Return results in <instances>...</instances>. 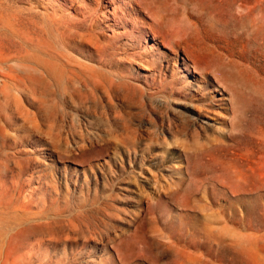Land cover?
I'll list each match as a JSON object with an SVG mask.
<instances>
[{
	"label": "rangeland",
	"instance_id": "obj_1",
	"mask_svg": "<svg viewBox=\"0 0 264 264\" xmlns=\"http://www.w3.org/2000/svg\"><path fill=\"white\" fill-rule=\"evenodd\" d=\"M0 264H264V0H0Z\"/></svg>",
	"mask_w": 264,
	"mask_h": 264
},
{
	"label": "bare ground",
	"instance_id": "obj_2",
	"mask_svg": "<svg viewBox=\"0 0 264 264\" xmlns=\"http://www.w3.org/2000/svg\"><path fill=\"white\" fill-rule=\"evenodd\" d=\"M95 1L97 2V0H95ZM68 4H69V3H68ZM73 4H74V3H73ZM69 6H70V5H69ZM109 14H111V13H109ZM132 14H133V13H132ZM111 15H112L114 18H116V17H115V13H114V14H111ZM130 16H131V15H130ZM124 25H125V24H124ZM124 25H123V26H124ZM148 33H149V32H148ZM152 35H154V32H152ZM154 36H155V35H154ZM153 40H154V39H153ZM136 52H137V51H136Z\"/></svg>",
	"mask_w": 264,
	"mask_h": 264
}]
</instances>
